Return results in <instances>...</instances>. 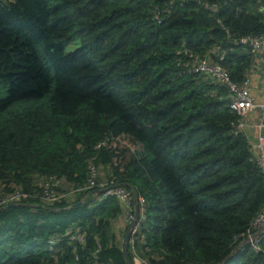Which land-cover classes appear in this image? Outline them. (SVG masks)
<instances>
[{
    "label": "trees",
    "instance_id": "1",
    "mask_svg": "<svg viewBox=\"0 0 264 264\" xmlns=\"http://www.w3.org/2000/svg\"><path fill=\"white\" fill-rule=\"evenodd\" d=\"M248 35L264 0H0V195L28 194L0 208V264H127L120 199H42L83 187L90 162L144 200L131 259L264 264V239L244 242L264 171L234 96L185 67L191 51L244 83Z\"/></svg>",
    "mask_w": 264,
    "mask_h": 264
},
{
    "label": "built area",
    "instance_id": "2",
    "mask_svg": "<svg viewBox=\"0 0 264 264\" xmlns=\"http://www.w3.org/2000/svg\"><path fill=\"white\" fill-rule=\"evenodd\" d=\"M204 5L211 8L208 4ZM240 42L248 44L251 48L253 54H258L262 56L263 61V73H264V35L257 36H244L239 39ZM186 54L189 57L190 62L185 65L188 72H193L206 77L212 78L213 80L225 85L229 91L234 96L233 107L240 113V119L235 124L237 131L242 132L244 127V120L251 113L254 112L256 108H259L262 114L260 120V128H264V103H256L254 100L253 92L249 87L247 81L244 83H238L231 79L229 74L223 69V67L215 62H212L209 58L204 57L200 54L187 51ZM262 84L264 86V74ZM254 151L256 152V158L260 166L264 171V146L262 144L254 145ZM85 188L93 192H98L103 195V197H117L126 206L125 217L130 223L135 219V202L137 201L140 205V215L143 214L144 200L142 197H134L131 190L127 189L122 184H117L114 180L104 178L101 179L100 169L96 163L90 162L88 165V177L86 181ZM71 192L56 191L54 189L47 188L44 190L42 199L47 202H54L64 198L70 197ZM28 194L20 191L12 192L8 194L0 195V208L6 206L11 202H19L23 198H27ZM139 220L136 222L134 228L132 229L130 243L134 244L133 235L138 232ZM70 242L80 243L84 241V233L78 230L70 232L67 234ZM264 239V207L257 217L252 222L251 228L245 234V243H251L253 247L257 250L260 249L259 242ZM57 239H50L51 243L56 242ZM134 264H149L146 258L141 257L139 254L134 252L132 258Z\"/></svg>",
    "mask_w": 264,
    "mask_h": 264
},
{
    "label": "crops",
    "instance_id": "3",
    "mask_svg": "<svg viewBox=\"0 0 264 264\" xmlns=\"http://www.w3.org/2000/svg\"><path fill=\"white\" fill-rule=\"evenodd\" d=\"M253 64L249 71V78L246 80L251 88L254 96V100L256 103H264V86L262 84L263 81V61L262 56L258 54H253ZM258 118H259V110L251 113L247 118L244 120V127L242 132L246 134L248 139L251 142L252 148L256 144H262L264 146V129L261 130L258 127ZM256 120V122H254ZM254 151V149H253ZM254 155L256 156V152L254 151ZM101 171L103 172L104 176L107 175V171L110 169L107 167H100ZM129 226V223L126 217H121L119 220L116 221L115 230L117 236L120 238V242H123V229ZM123 233V234H122Z\"/></svg>",
    "mask_w": 264,
    "mask_h": 264
},
{
    "label": "water",
    "instance_id": "4",
    "mask_svg": "<svg viewBox=\"0 0 264 264\" xmlns=\"http://www.w3.org/2000/svg\"><path fill=\"white\" fill-rule=\"evenodd\" d=\"M16 204L17 203H15V202H11L7 205V207L15 206ZM139 214H140V206H139V203L136 201L135 202V219L129 223V226L127 227V230L123 236V242H122V252L124 254V257H125L127 264H134L133 260L130 257V254H129V243H130L132 229L139 219Z\"/></svg>",
    "mask_w": 264,
    "mask_h": 264
},
{
    "label": "rangeland",
    "instance_id": "5",
    "mask_svg": "<svg viewBox=\"0 0 264 264\" xmlns=\"http://www.w3.org/2000/svg\"><path fill=\"white\" fill-rule=\"evenodd\" d=\"M66 46H67V48L68 49H73V48H70L67 44H66ZM2 94H1V96H4L5 94H6V91H5V86L3 85L2 86ZM256 110H259V118H258V127H260L259 126V124H260V120H261V117H262V114H261V111H260V109L259 108H256L255 110H254V112L256 111ZM254 122H256V120L254 121ZM262 129H264V128H261V130ZM100 169V168H99ZM100 173H101V179H104L106 176H104V174H103V172L101 171V169H100ZM85 185H86V183L84 184V186L83 187H80V188H78V189H75V190H67V191H63V192H71V195H70V197H68V198H66V199H70V198H72V197H74L75 196V194H76V192H78V191H82V190H88V189H86L85 188ZM59 201V200H58ZM54 202H56V201H54ZM54 202H50V203H54ZM16 203V202H15ZM140 206V205H139ZM3 207V206H2ZM141 213V212H140ZM139 218H140V214H139ZM139 220V219H138ZM133 221V220H132ZM131 221V222H132ZM134 228V227H133ZM124 232H126L125 231V228L123 229V233ZM122 233V234H123ZM51 243V242H50Z\"/></svg>",
    "mask_w": 264,
    "mask_h": 264
}]
</instances>
